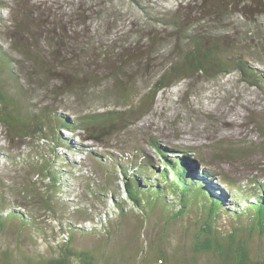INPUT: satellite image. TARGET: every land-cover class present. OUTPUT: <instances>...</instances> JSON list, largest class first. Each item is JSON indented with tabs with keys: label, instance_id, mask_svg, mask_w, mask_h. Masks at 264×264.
<instances>
[{
	"label": "rangeland",
	"instance_id": "obj_1",
	"mask_svg": "<svg viewBox=\"0 0 264 264\" xmlns=\"http://www.w3.org/2000/svg\"><path fill=\"white\" fill-rule=\"evenodd\" d=\"M4 1L6 4H0V17L3 20L0 21V44L6 45L12 34L27 43L31 41L30 38L37 36L35 41L42 45L39 51L44 52L48 48L43 44L46 41L43 37L44 25L53 22L49 26L51 31L57 33L71 25L70 37L75 40L72 49L76 51L71 58L76 53L80 55L77 64L71 62L73 70L79 69L77 78L71 75V83L81 87L73 88V91L64 88L52 91L54 85L58 86L53 79L48 80L47 88H36L35 78L27 77L33 66L20 56L15 68L23 91L28 89V98L24 92L17 95L16 106L22 108L23 112L29 105L31 110L47 109L68 118L91 110L128 107H139V110L130 113L128 121L108 136L107 144L112 147L83 140L87 133L83 130L56 128L54 137L42 133L23 140H9L0 126L2 151H11L17 161L28 159L31 163V166L28 165L31 173L27 176L25 168L9 165L5 154H0V197L4 196L7 201L4 202L5 208L0 207V210L5 212L10 207L23 210L14 205V199L21 197L29 204L28 213L42 226L52 227V236L47 240L35 236L34 242L29 240L28 234L23 235V231L18 235L16 230L3 229L0 232V257L7 254L12 264H27L29 258L33 262L38 261L33 258L36 253L42 254L45 259L57 258L65 247H69L76 252L88 251L95 264H153L159 259L163 264H227L229 253L216 248L205 252L196 251L193 240L197 228L187 226L181 218L164 222L157 218L154 211L145 217L142 208L131 207L136 217L130 216L129 223L121 225L116 215L118 197L114 192L118 191L119 197H125L124 175L115 170L113 176L108 178V174L105 175L94 163L92 155L97 151L107 156L105 152L108 151L121 162L122 154L131 152L129 154L134 159H139L140 154H132L135 147L137 151H143L149 156L154 167L161 169L162 158L152 141L159 147L167 144L200 148L203 159L209 163L208 169L213 173H201L204 168L201 160L192 161V171L196 175L204 174L212 186L220 187L225 208L233 211L237 205L241 207L243 199L240 197V201H235L234 190L229 191L220 176L225 173L243 185L254 178L258 184L264 185L263 137L257 125V116L264 115L263 88L250 86L237 71H232L213 78L196 76L175 80L172 86L158 91L152 98L150 91L160 74L180 59L179 54L183 52L186 43L179 36L184 28L186 33L192 31L188 29L191 25L195 26L194 34L203 35L210 41H219L222 57L228 54L240 56L264 75V0ZM165 15L168 17L163 18ZM169 16L179 17L181 27L175 30L155 20H167ZM27 17H32V20L28 21ZM12 24L15 27L19 24L21 31L13 32ZM112 46L116 47V52L110 57H114L119 65L116 79L109 78L107 65L101 55L105 47ZM133 46H136L135 50ZM124 47L130 48V57L129 54H119ZM13 53L19 55L16 51ZM125 56L128 58L124 60ZM81 67H84V71H80ZM81 72L84 76L80 75ZM91 73L96 75L94 82L88 78ZM51 76H54V72ZM116 85L129 90V93H120ZM121 95L129 96L126 99L127 105H124V96ZM56 139L64 142L65 146H57ZM230 142H239L245 150L240 151L239 155L227 157L214 148L216 143ZM53 151L60 157L56 167L66 172L64 178L69 185L64 187L65 191H56V195H63L64 200L71 202V208L80 203L88 209V215L93 218L88 215L76 216L79 217L77 225L98 229V232L90 235L76 236L68 246L62 241L67 233L66 225L60 227L58 220L67 216H53L39 203L50 180L38 172L35 164L44 158L51 159ZM70 161L76 165L65 167V162ZM25 178L35 180V185L40 189L39 197L26 187ZM9 182L14 184L15 191L10 192L7 186H3ZM87 182L90 187L97 184L99 191L108 186L100 197L102 204L88 193ZM250 186H253L252 182ZM21 191L26 197L19 194ZM104 219L113 221L111 234L104 232L107 226L100 227V224L105 225ZM137 220L142 225L137 224ZM219 224L224 232L217 234V237L225 243L226 233L233 230L234 226L226 214L219 217ZM64 227L65 235L62 234ZM237 235L243 236L251 260L249 263L264 259V233L245 230ZM71 258L72 264H80L76 257Z\"/></svg>",
	"mask_w": 264,
	"mask_h": 264
},
{
	"label": "trees",
	"instance_id": "obj_2",
	"mask_svg": "<svg viewBox=\"0 0 264 264\" xmlns=\"http://www.w3.org/2000/svg\"><path fill=\"white\" fill-rule=\"evenodd\" d=\"M0 4L6 3L4 0H0ZM165 17L168 16L165 15L163 18ZM163 18H155V20L163 22V24L171 26L175 30L181 27L179 17L169 16L167 20ZM26 19L31 21L32 17H27ZM0 21L3 22L1 17ZM51 24L53 25V22ZM51 24L44 25L43 37L46 41L43 44L48 47L44 52L39 51L42 45L35 41L36 39L34 38L37 36L30 38L31 41L27 43L12 34L8 37L6 45L0 44V126L5 131V134H7L9 140H23V138L42 133L43 135L45 134L44 136L52 134L54 137V130L56 128L57 130L65 129L69 131L83 130V132H87L83 140L93 141L99 146L112 147L107 144L108 136H111L115 129L128 121L127 118L130 116V113L138 111L139 107L83 111L79 115H73L71 118H68L58 112L47 109L40 111L36 109L31 110L30 105L23 112L22 108L16 106L17 95L24 92L28 98V89L23 91L21 80L18 78V71L15 68L20 56H23L32 64V71L34 73L32 71L28 72L27 77L33 76L35 78L36 88H47L48 80L53 79L57 81L58 86L54 85L52 91H55L57 88H64L66 91H73V88L74 90L77 88L81 89L79 84L71 83V75L73 78H77L76 76L79 73L78 68L72 69L71 62L75 61L77 64L80 57L76 53L77 55L71 58L76 52L72 49L73 41L75 40L72 39V36L70 37L71 25H68L66 30L57 33L54 30L51 31L49 26ZM11 28L15 30L13 31L15 33L21 31L19 24H16V27L12 24ZM188 29L192 31L186 33V28H184L179 36V39L186 43L183 52L179 54L180 59L171 63L167 71L160 74L159 78L155 80L152 91H150V94L152 93L150 95L151 98L158 91L172 86L175 80L196 76L213 78L232 71H237L242 80L246 81L250 86L263 88L264 90V75L259 70L249 65L240 56L228 54L222 57L217 39L210 41L205 39L203 35L194 34L196 30L194 25L189 26ZM133 48L135 50L136 46H133ZM115 50L116 47L112 46L105 47L101 52L102 61L107 65L109 78L112 79L117 78L118 71L116 70L119 68L116 59L110 57V55L115 54ZM12 51L18 52L19 55L16 56ZM129 52L130 48L124 47L119 54L124 56L128 55ZM130 56L131 54L128 55V57ZM128 57L125 56L124 60ZM80 71H84V67H81ZM52 72H54L53 77L51 76ZM82 73L80 75L84 76ZM94 74L91 73L88 76L92 82L96 78ZM116 87L122 94L129 93V90H124L119 85H116ZM123 96V103L127 105L126 99L129 96ZM257 125L263 137L261 146L264 147V115L257 116ZM57 142V146H65L64 142L60 140H57ZM152 142L162 158L163 167L161 169L154 167L153 162L148 158L149 156L143 151H137L135 147H133L132 154H140L138 156L139 159H134L129 154L131 152L123 153V158L120 159L122 160L121 162H118L119 160H117L116 155L108 151L105 152L108 153L107 156H103L102 153L97 151L92 155L94 163L105 175L108 174V178L113 176L115 170L124 175L125 197H119L118 191L114 192V195L118 197L116 215L119 218V223L121 225L127 224L129 223L130 219L128 218L130 216L136 217V213L131 207L142 208L141 211L144 213L142 215L145 217L154 211L157 218L164 220V222L174 218H181L187 226L197 228L193 240V248L196 251L205 252L216 248V250L229 253L227 264H264V259L249 263L251 260H249L243 236L239 237L237 235L238 232L245 230L250 231V233H264V185L258 184L254 178L248 180L247 185L239 184L227 174H221V182L228 186L229 191L234 190V200L240 201L241 197L244 201L241 207L237 205L235 210H228L224 207L225 200L220 187L212 186L204 174L196 175L192 171V161L201 160L200 162L204 166V172L202 171L201 173H213L212 170L208 169L209 163L203 159V152L200 148L192 146L176 147L167 144L159 147L155 141ZM214 148L227 157L232 154L239 155L240 151L243 152L245 150V147L239 142H230L228 144L216 143V145L214 144ZM0 154H5L9 165L22 166L27 171V176L31 173V169L28 167L31 163L28 159L17 161L11 151H2L1 148ZM51 154V157L53 156L51 159L44 158L40 160V163L35 164L38 167V172H42L43 176L45 178L47 176V180H50L48 189L39 198V203L42 204L46 212L53 216L57 214L59 216H67L66 218H58V220L60 227L62 224L66 225L67 233L65 235L64 227L62 234L65 235V239L62 238V241L64 240L65 246H68L74 241L76 236L90 235L96 231L98 232V229L77 225L79 217L76 216H87L89 214L88 209L80 203H76L74 208H71V202L64 200L63 195H56V191L63 190L64 187H69V185L64 178L66 172L58 170L56 167L57 162H59V155L55 151ZM63 160L65 159L63 158ZM75 165L71 161L65 162V167L71 168ZM72 170L70 171L72 172ZM25 179L26 187L30 188L33 193H37L39 197L40 189L35 185V180L31 178L30 180L29 178ZM250 182L253 183V186H250ZM107 184H109L108 179ZM86 185L88 193L98 200L99 203L103 202L100 197L107 190L108 186L102 187L101 191H99L96 186L97 184H93L94 187H90L87 182ZM3 186H7L10 192L15 191L13 189L14 184H11V182L3 184ZM217 188L219 192L216 191ZM19 194H23V198L26 197L22 191ZM5 201L4 196H1V208H5L3 207ZM128 204L131 206L128 207ZM14 205L23 208V210L10 207L8 210L6 208L5 212H2L1 209L0 232L3 229L16 230V233L19 235L23 231V235L26 236L28 234L31 242H34L35 236L42 237L44 240L52 236V227L42 226L32 214L28 213L29 204L21 199V197L18 200L14 199ZM222 214H226L229 217V221H232L231 225L234 226L233 230L226 233L227 242L225 243L220 242L217 237V234L224 232L220 227L222 225L219 224V217ZM88 216L89 218H93L91 215ZM104 221L105 225L100 224V227L106 228L107 226V231L104 232L111 234L112 227L114 226L113 221H108V219H104ZM138 223L142 225L140 220H137ZM71 256L74 259L76 257L80 261V264H95L88 251L76 252L69 247H65L63 253L57 258L45 259L42 254L36 253L33 258L38 261L33 262L29 258L27 264H72ZM0 264H12L9 255H2L0 257Z\"/></svg>",
	"mask_w": 264,
	"mask_h": 264
},
{
	"label": "water",
	"instance_id": "obj_3",
	"mask_svg": "<svg viewBox=\"0 0 264 264\" xmlns=\"http://www.w3.org/2000/svg\"><path fill=\"white\" fill-rule=\"evenodd\" d=\"M153 264H163V263H162V260L159 259V260L155 261Z\"/></svg>",
	"mask_w": 264,
	"mask_h": 264
}]
</instances>
